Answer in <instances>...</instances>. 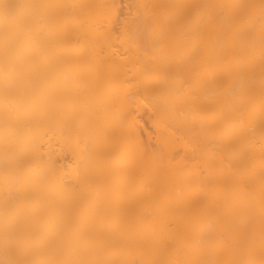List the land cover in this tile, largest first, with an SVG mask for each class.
Listing matches in <instances>:
<instances>
[{"label":"bare ground","instance_id":"6f19581e","mask_svg":"<svg viewBox=\"0 0 264 264\" xmlns=\"http://www.w3.org/2000/svg\"><path fill=\"white\" fill-rule=\"evenodd\" d=\"M0 264H264V0H0Z\"/></svg>","mask_w":264,"mask_h":264}]
</instances>
